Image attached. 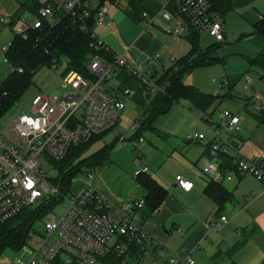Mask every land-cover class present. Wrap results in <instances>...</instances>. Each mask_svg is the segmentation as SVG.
I'll list each match as a JSON object with an SVG mask.
<instances>
[{"label":"crops","instance_id":"1","mask_svg":"<svg viewBox=\"0 0 264 264\" xmlns=\"http://www.w3.org/2000/svg\"><path fill=\"white\" fill-rule=\"evenodd\" d=\"M229 2L230 8L220 16L221 41L211 35L209 41L204 38L208 33L198 31L193 34L189 30L171 32L175 20L160 15L161 9L167 8L178 18L171 0H134L137 9L133 12L126 0L103 3L106 14L102 24L96 27L98 35L113 52L123 54L137 68L160 75L180 58L191 54L194 44L198 53L214 45L207 56L215 61L188 69L182 81L199 89L193 84L199 74L194 77L193 72L205 66H216L218 72L223 73V80L220 79L219 87L214 86L213 93L199 89L214 96L205 110L181 97L173 99L167 110L156 112L166 98L165 88L149 91L128 69L117 68L113 78L102 83L103 89L112 97L121 95L125 88L130 92L123 96L124 106L115 124L94 141L109 136L98 148L108 145V150L104 159L73 177L70 191L77 192L88 183L104 199L130 208L134 200L146 194L135 174L137 168L145 166L146 172L167 189V194L149 217H144L141 209L136 208H130L129 214L169 252L191 255L196 264H264V182L252 174L234 172L231 179L219 182L228 199L224 196L216 202L206 191L212 180L200 168L204 159L219 161L215 157L208 158V148L212 146L214 128L218 127L221 113H212L216 97L231 96L240 78L244 79L246 89L253 88L254 75L259 85L254 94L260 95V104L256 105L252 97L245 96L244 100L257 112L264 110L261 87L264 73L255 61L260 53L264 54V34L254 31V25L264 17V0ZM143 11L150 14V19L142 16ZM183 101H187L188 106ZM191 108L197 112L196 116L190 112ZM240 123L242 120L238 131L242 129ZM227 129L220 128L221 141L232 139L239 148L236 150L224 142L226 153L246 158L264 155V152L252 155L244 150L247 139L240 134L233 137ZM190 131L204 136L188 137ZM178 173L192 182L189 189L175 183L174 176ZM221 214L227 220L220 226L211 225Z\"/></svg>","mask_w":264,"mask_h":264},{"label":"built area","instance_id":"2","mask_svg":"<svg viewBox=\"0 0 264 264\" xmlns=\"http://www.w3.org/2000/svg\"><path fill=\"white\" fill-rule=\"evenodd\" d=\"M171 2L179 13L178 18L167 8L160 11L164 19L175 20L171 32L186 31L189 21L198 32L208 33L216 41L223 39L221 17L209 9L208 0ZM40 4L38 15L25 12L16 19L12 25L14 34L26 38L29 29L40 30L45 27L44 24L53 27L67 18L69 24L89 31L91 51L85 66L93 78L74 69L65 71L62 80L71 87V91L59 98H50L44 93L35 94L28 111L13 117L0 130V226L24 206L40 198L39 203L47 201L51 197L50 192L58 196V200L63 196L67 198L62 213L43 221L44 232L39 241L29 249L25 258L16 257L14 264H196L191 255L180 256L169 252L161 242L150 236L141 222L130 217L129 209L141 208L144 197L134 200L130 208H125L104 199L88 183L77 192L69 190L61 193L50 182L49 177L55 175L53 160L64 157L72 145L86 142L92 135L115 124L124 106L123 96L130 90L125 88L121 95L112 97L103 89L102 83L113 78L117 68L128 69L149 91L165 88V83H157L158 75L137 68L123 54L113 52L98 35L96 27L102 24L106 14V6L98 0H40ZM141 14L150 19L147 11ZM90 22L93 23L91 28ZM8 44L3 47V55ZM102 51L111 53V58L104 59ZM56 65L54 59L50 67L55 68ZM10 66L11 70H23L19 64ZM261 75L264 92V74ZM3 94L5 91L0 98ZM251 99L256 105L260 104L258 92ZM239 122L237 113L222 110L218 127L214 128L212 148L226 152L224 142H227L238 150L232 139L221 141L220 128L238 130ZM191 136L202 138L204 135L193 132L188 134V137ZM44 163L49 164L50 169L43 167ZM200 168L216 182L231 179L234 172L249 173L264 182V155L254 158L235 155L231 165L204 159ZM143 171H146L145 166L137 168L135 174ZM174 180L184 189L192 185L180 173L175 175ZM226 220V216L221 214L218 221L210 224L220 226Z\"/></svg>","mask_w":264,"mask_h":264},{"label":"trees","instance_id":"3","mask_svg":"<svg viewBox=\"0 0 264 264\" xmlns=\"http://www.w3.org/2000/svg\"><path fill=\"white\" fill-rule=\"evenodd\" d=\"M17 7L13 14L9 17V24L13 25L22 13H30L38 15V8L41 5L40 0H14ZM105 1L116 2L117 0H100V4ZM130 11L137 9L134 0H126ZM209 9L212 12L218 13L221 17L230 8L229 0H208ZM45 27L42 29H29L28 36L22 38L20 35L13 34L9 41L8 47L4 52L8 63L19 64L23 67L22 71L10 70V72L0 80V94L5 91L0 98V117L11 109L17 99L23 94L27 87L32 83L34 72L41 66H49L55 59L58 63L62 57L66 60V65L61 73L69 69H74L85 76L93 78L85 66V61L88 57L91 48L89 46V31L82 30L78 26L68 23V19L54 24L53 27ZM93 26L90 22L89 28ZM187 30L197 33V30L192 24L187 21ZM255 32L264 34V17H262L255 25ZM214 45L209 46L205 52L198 53L195 44L192 46L191 54L179 59L172 67L165 69L157 76V83H165L166 98L164 103L156 109V112H162L168 109L169 103L173 99L186 98L195 107L200 110H205L214 100V96L210 93H204L195 86L185 84L182 77L188 69L213 62L215 59L207 56V52L213 49ZM101 56L104 59H110L111 53L102 51ZM264 73V54L260 53L255 59ZM250 102H245V107ZM155 112V113H156ZM258 123H264V110L258 109V112L252 114ZM102 133V132H100ZM100 133L92 135L89 140L83 143L72 145L66 155L58 160H53L52 167L55 170V175L49 177L50 182L55 185L59 192L63 193L70 190V185L73 177L80 171V166L85 164L86 168L92 164L98 163L104 159V155L108 150V145L94 151L86 156V152L90 145L95 141ZM213 141V140H212ZM207 148L204 150L206 153ZM208 158L219 160L222 165H231L233 157L226 152L218 149H213L210 145L208 148ZM138 181L146 189L144 195V203L141 208V214L144 217H149L151 213L160 205L161 201L167 194V189L161 185L151 174L146 171L137 174ZM207 193L212 196L216 202L220 201L221 197L228 195L222 191L220 183L210 181L206 189ZM59 195V194H58ZM58 196H51L47 201H42L36 207L27 210H20L14 216L7 219L0 226V253L6 247L13 250L20 249L26 241L28 230L32 221L44 213L45 209L50 207L55 201H58ZM16 218L12 222L11 219Z\"/></svg>","mask_w":264,"mask_h":264},{"label":"rangeland","instance_id":"4","mask_svg":"<svg viewBox=\"0 0 264 264\" xmlns=\"http://www.w3.org/2000/svg\"><path fill=\"white\" fill-rule=\"evenodd\" d=\"M16 7L17 3L14 0H0V80L3 79V77L7 75L12 69L10 64L5 60V57L3 55V47L11 40L14 34L13 26L8 22L9 17L13 14ZM204 38L211 41L210 35H207ZM237 48H239V45ZM65 65L66 60L64 57H62L60 61H58L55 68L49 66H41L40 68H38L34 72L32 83L17 99L11 109L5 112L0 117V130L4 129L7 123L13 117L21 112L28 111L31 98L35 94L44 93L50 98L54 96H57L59 98V96L63 95L64 93L71 91V87L65 85L62 80L61 72L64 70ZM197 73L199 74V76L197 79L193 80V84L199 87V89L208 91L210 93H213L214 86L219 87L220 79H222L223 76V73L218 72L216 66L196 68L193 72V76L195 77ZM244 83V79L240 78L235 82V85L231 92V96H226L222 99L216 97L214 102L215 107L213 106L214 108L212 113L215 112L218 114V112L220 113L223 109H229L239 114L240 122L242 120V123H240L242 127L241 130L238 131L232 128L230 129L228 127H222V130L228 128V133L234 134L232 135L233 137H239V134L242 135V137H245V139H247L244 142L245 145L243 149L250 152L252 155L261 154L262 152H264V123H258L256 118L250 112H248L244 105V97H253L254 90H257L259 85L256 82L254 75L253 88L246 89L244 87ZM220 90L222 91L223 89ZM262 100L264 105V93H262ZM183 104L187 105L188 103L187 101H183ZM190 112L193 114V116H196L197 114L194 108H191ZM187 114L189 116L191 115L189 112ZM202 129L205 130L203 127ZM190 132L192 133V131ZM108 140L109 136H105L103 139L94 142L86 152V156L96 151L100 146H102L104 142H107ZM43 167L50 169V166L47 163H44ZM86 169L87 168L85 164L80 166V171H85ZM198 171L200 172L199 168ZM50 195L54 196L52 192H50ZM41 199L42 198L38 199L31 205L24 206L22 210L32 209L36 207ZM66 205L67 198L63 196L58 201H55L50 207L45 209L44 213L36 217L32 221V224L28 230L25 244L18 250H13L10 247H6L4 250H2V252L0 253V264H14V260L16 257L25 258L28 254L29 249L33 247L37 243V241H39L41 235L44 232L43 221L46 218L58 216L59 214H61L62 211L66 208ZM15 219L16 218H13L9 222H12Z\"/></svg>","mask_w":264,"mask_h":264},{"label":"water","instance_id":"5","mask_svg":"<svg viewBox=\"0 0 264 264\" xmlns=\"http://www.w3.org/2000/svg\"><path fill=\"white\" fill-rule=\"evenodd\" d=\"M247 109L250 110V111L253 112V113H256V112H257V110L254 108L253 105H248V106H247ZM46 159H48V157H46Z\"/></svg>","mask_w":264,"mask_h":264}]
</instances>
